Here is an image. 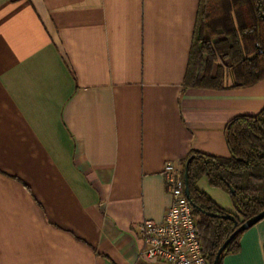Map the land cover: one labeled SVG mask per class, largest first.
Segmentation results:
<instances>
[{"label": "crops", "instance_id": "crops-1", "mask_svg": "<svg viewBox=\"0 0 264 264\" xmlns=\"http://www.w3.org/2000/svg\"><path fill=\"white\" fill-rule=\"evenodd\" d=\"M198 4L0 0V264H143L138 226L171 204L164 164L229 157L225 127L264 108V81L183 86ZM263 246L264 219L222 264H264Z\"/></svg>", "mask_w": 264, "mask_h": 264}, {"label": "trees", "instance_id": "trees-1", "mask_svg": "<svg viewBox=\"0 0 264 264\" xmlns=\"http://www.w3.org/2000/svg\"><path fill=\"white\" fill-rule=\"evenodd\" d=\"M227 74L232 77L228 87ZM260 81H264V0H199L183 86L220 91L248 88ZM224 135L228 158L191 152L182 162L184 178L189 161L188 201L196 207L193 216L208 264L236 228L231 220L220 218L229 213L197 190L201 178L229 195L237 227L264 210V108L229 121ZM242 234L229 243L219 264L239 250Z\"/></svg>", "mask_w": 264, "mask_h": 264}, {"label": "built area", "instance_id": "built-area-1", "mask_svg": "<svg viewBox=\"0 0 264 264\" xmlns=\"http://www.w3.org/2000/svg\"><path fill=\"white\" fill-rule=\"evenodd\" d=\"M163 176L171 204L161 223L144 220L137 233L142 246L139 259L143 264H208L202 254L193 209L184 194V180L171 162L163 167Z\"/></svg>", "mask_w": 264, "mask_h": 264}, {"label": "water", "instance_id": "water-1", "mask_svg": "<svg viewBox=\"0 0 264 264\" xmlns=\"http://www.w3.org/2000/svg\"><path fill=\"white\" fill-rule=\"evenodd\" d=\"M188 163L189 161L186 163L185 165V171H184V194L185 196L188 198L189 197V190H188V181H187V170H188ZM192 208H196L195 206H192ZM211 217H214V215H209ZM220 218L223 219H227V220H231L234 223V227L236 228L230 235L229 237L222 243V245L219 247V249L217 250L214 260L212 262V264H219L221 255L223 254V252L225 251L226 247L229 245V243L239 234L247 231L248 229H250L251 227H253L254 225H256L257 223H259L261 220L264 219V210L261 211L260 213H258L257 215L251 217L250 219L246 220L244 223H242L240 226L237 227L238 223L235 219V217L231 214H227L224 216H221Z\"/></svg>", "mask_w": 264, "mask_h": 264}]
</instances>
